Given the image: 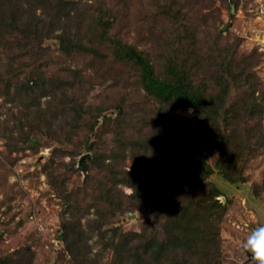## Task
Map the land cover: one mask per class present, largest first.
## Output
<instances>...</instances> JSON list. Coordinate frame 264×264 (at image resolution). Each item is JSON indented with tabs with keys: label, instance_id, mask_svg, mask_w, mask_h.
<instances>
[{
	"label": "rangeland",
	"instance_id": "374dc122",
	"mask_svg": "<svg viewBox=\"0 0 264 264\" xmlns=\"http://www.w3.org/2000/svg\"><path fill=\"white\" fill-rule=\"evenodd\" d=\"M26 1L23 2L29 13L49 20L45 6L34 0ZM73 1L78 8L85 5L97 7L104 3L116 17L118 37L146 50L158 63L156 69L164 70L163 51L170 38L171 25L158 15L154 4L160 0ZM169 1L180 5L187 13L194 37L199 39L197 46L209 35L207 33L224 29L223 40L229 39L228 43L237 48L239 57L264 81V0ZM18 47L0 46V75L7 73V79L0 78V258L20 251L31 258V264H114V252L109 248L113 235H117L116 241L119 242L125 233L148 231L151 235L156 233L154 230L160 232L168 212H161L165 206L157 198L145 204L135 197L131 186H112L115 179L110 171V160L106 159L108 150L121 134L122 138L159 142L169 156L176 149L184 153L190 136L168 123L160 113L161 105L140 88L136 69L115 65L111 61L89 64L90 58L87 57L66 58L60 54L59 42L53 38L38 42L28 54H20ZM204 64L191 66L197 67V73L202 74L203 67L207 68ZM19 66H24L27 72L41 66L44 76L78 82L74 76L82 74L84 80L71 91L68 100L83 103L85 110L90 112L101 108L113 118V122H101L97 136L91 134L86 127L88 124L82 125L81 130L64 131L63 136H66L59 142L56 132L48 131L42 125L52 122L55 115V104H47L50 98L45 97L42 99L45 122L37 123L38 128L30 133L31 142H24L27 136L21 134V130L27 132L26 123L36 121L29 120L27 112L21 113L22 104L14 102L13 95L4 94L8 77L11 78ZM172 114L188 117L193 122L191 139L207 155L208 166L214 170L209 181L221 191L215 199L228 207L221 227V264H256L251 253L242 249L241 242L253 228L264 224V147L245 167L239 162L238 166L244 167L246 183L232 184L220 173L217 166L219 156L211 149L207 132L194 122L193 112L173 111ZM57 125L58 122L54 129ZM261 126L263 124L259 122H252L242 125L240 130L246 139L251 133L248 131L261 130ZM90 136V141L95 143L94 150L85 146ZM165 142H169L168 145ZM234 152L236 159L240 150ZM86 154L90 158L84 161L83 167L80 160ZM120 155L118 177L127 180L124 173L133 170L134 151L128 150L125 155ZM165 161L170 160L163 156L159 162ZM176 163V167L181 168L180 162ZM162 165L172 169L170 164ZM176 167H173L175 175ZM170 177L167 173L168 182ZM146 183L152 186L153 181L147 180ZM108 190L116 195L113 204L107 199L108 202L102 200V194L105 191L106 195L109 194ZM179 194L176 200H186L183 191ZM68 223L73 224L68 233L71 243H75L73 252L67 247L65 228ZM100 224L103 225L101 231L97 228ZM14 264H18V259Z\"/></svg>",
	"mask_w": 264,
	"mask_h": 264
},
{
	"label": "trees",
	"instance_id": "16d2710c",
	"mask_svg": "<svg viewBox=\"0 0 264 264\" xmlns=\"http://www.w3.org/2000/svg\"><path fill=\"white\" fill-rule=\"evenodd\" d=\"M23 1L0 0V46H19L20 54H28L38 42L53 38L59 42L60 54L66 58L87 57L90 58L89 64L111 61L115 65L136 69L140 88L161 105L160 113L168 123L190 136L186 140L184 153L176 149L169 156L159 142H143L127 139L126 136L122 138L121 134L117 135L116 143L108 150L106 159L110 160V171L115 179L112 186H131L135 197L145 204L157 198L165 206L161 212H168L160 232L154 230L156 233L151 235L148 231L125 233L119 242L116 241L117 235H113L109 248L114 252V264L223 263L221 227L228 207L215 199L221 195V191L209 181L214 170L208 166L207 155L191 139L193 122L172 112L192 111L194 122L207 132L211 149L219 156L217 166L225 180L232 184L246 183L244 167L264 147V81L239 57L237 48L228 43L229 39H224V43L221 37L224 29L207 33L209 35L197 46L199 39L194 37L187 13L180 5L169 0L152 3L157 5L158 15L171 25L170 38L165 41L166 49L163 51V65H166L163 71L156 69L158 63L146 50L118 37L115 32L116 17L104 3L97 7L85 5L78 8L73 0H34L46 7L49 17L46 21L29 13ZM234 4L238 7L236 2ZM203 63L207 68L203 67L202 74L197 73V67L191 66ZM40 67L27 72L24 66H19L12 72L11 78L8 77L4 88L5 96L13 95L14 102H21V113L27 112L26 115L30 116L26 117L36 121L34 124L26 123L27 132L21 130V134L27 136L24 142H31L30 133L38 128V122H45L42 102L45 97L50 98L47 104H55V115L52 122L42 125L48 131H55L59 142L66 136H63L64 131L81 130L82 125L88 124L86 127L91 134L96 133L97 136L101 122H113V118L101 108L90 112L85 110L83 103L68 100L71 91L84 80L82 74L74 76L79 82L64 77H47ZM19 73L24 77L21 78ZM6 74L2 72L0 78L7 79ZM56 122L59 125L54 129ZM252 122H259L263 126L261 130L248 131L251 133L245 139L240 127ZM91 137L85 146L94 150L95 143L90 141ZM165 143L168 145L169 142ZM236 149L240 153L234 159ZM128 150L134 151V166L131 172L124 173L128 179L121 180L118 177L121 165L118 157ZM163 156L170 161L159 162ZM176 161L180 162L181 168L176 167ZM239 162L244 167H239ZM161 163L170 164L172 169H167ZM173 167L177 169L176 175ZM165 173L170 174V182ZM147 180L153 181L152 186L147 185ZM108 191L109 194L106 195V191L102 194V200L113 204L116 195ZM179 191L185 195L183 202L176 200L180 196ZM195 191L200 195H195ZM97 226L101 231L103 225ZM72 227L73 224L68 223L65 228L67 247L71 252L75 251V243H71L68 235ZM27 257L19 251L0 258V264H14L17 259L18 264H31V258Z\"/></svg>",
	"mask_w": 264,
	"mask_h": 264
},
{
	"label": "clouds",
	"instance_id": "9594fccd",
	"mask_svg": "<svg viewBox=\"0 0 264 264\" xmlns=\"http://www.w3.org/2000/svg\"><path fill=\"white\" fill-rule=\"evenodd\" d=\"M241 247L251 253L256 264H264V224L253 228L241 242Z\"/></svg>",
	"mask_w": 264,
	"mask_h": 264
},
{
	"label": "water",
	"instance_id": "95a60500",
	"mask_svg": "<svg viewBox=\"0 0 264 264\" xmlns=\"http://www.w3.org/2000/svg\"><path fill=\"white\" fill-rule=\"evenodd\" d=\"M235 11L233 10V13H234ZM90 158V155L89 154H86V155H84L82 158H81V160H80V165L81 166H83L84 165V161L86 160V159H89ZM84 167V166H83Z\"/></svg>",
	"mask_w": 264,
	"mask_h": 264
}]
</instances>
